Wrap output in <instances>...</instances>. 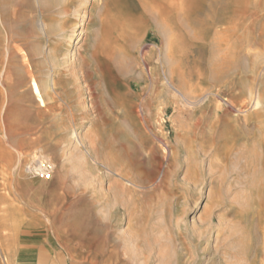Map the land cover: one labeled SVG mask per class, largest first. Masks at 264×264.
<instances>
[{
	"label": "rangeland",
	"instance_id": "rangeland-1",
	"mask_svg": "<svg viewBox=\"0 0 264 264\" xmlns=\"http://www.w3.org/2000/svg\"><path fill=\"white\" fill-rule=\"evenodd\" d=\"M83 2L0 0V264H264V105L254 88L232 112L245 136L208 133L195 116L224 95L192 101L177 73L186 50L188 75L207 65L220 22L264 67V0H203L171 27L147 0H90L68 53Z\"/></svg>",
	"mask_w": 264,
	"mask_h": 264
},
{
	"label": "bare ground",
	"instance_id": "bare-ground-1",
	"mask_svg": "<svg viewBox=\"0 0 264 264\" xmlns=\"http://www.w3.org/2000/svg\"><path fill=\"white\" fill-rule=\"evenodd\" d=\"M201 1H203V0H147V19H148L149 15L155 14L158 16L161 23H164V25L171 27L173 24H175L174 21L178 15L185 17L188 15H192L193 13H195V11H197V9H200L201 7H199L200 5H198V4ZM89 5H90V0H85V2L82 3V5L80 7V11L75 18V22L73 23V26H72L69 34L67 35L66 42L68 43V47H69L68 53L72 52L74 49V42L76 41L77 34L80 31L84 21L87 19V8ZM201 9H203V8H201ZM206 9H207V7H206ZM185 11H188L189 13H184ZM197 17H198V15H197ZM147 23H148V20H147ZM213 32H214L213 34H215L216 37H215V40H213L212 45H208V49H207L208 57H207V61L205 62V63H207V65L206 66L203 65L204 66L203 68L200 67V68L196 69L194 74L188 75L187 71H186L187 70L186 64L189 62V56H190V53H192V51L186 50L184 52V55H182L183 58L180 61V66H178L179 72H177V73H180V75H181L180 77L184 80V87H183L184 90H187L192 95H194V97H192L193 99H190L192 101L194 100V98H196V96L199 94L198 92L206 84H210L214 89H216L217 95H220V96L224 95V105H220V104L215 105V103H217V102L219 103V101L215 102L214 103L215 109H214L213 113L211 111H209V109H206L208 106H205L206 108L204 107L203 109L199 110V113L196 114V116H195L196 117L195 121H194L195 127H200L206 120H208V121L212 120L211 123L205 125V129L208 131V133L210 131L214 130L216 127H219L221 124H223L225 129L227 130L228 134L233 135V137H234V135L245 136V132L239 130L237 128V125H235V122L232 120L233 119L232 112L235 111V109H237V108H243L247 105V102L249 100V96L251 98V95L253 94L254 88H256V91H257L256 98H258V100L256 101V104L260 103V104L264 105V69H263L264 67L259 66L260 64L258 65L257 60H252L251 62H249L247 64V62L245 60L246 58L243 59L241 56H239V54L242 51V48L240 46H237L234 42H232L233 36H235V34L233 33V29L231 28V26H223V22H220V24L218 23V25H216L213 28ZM171 34H173V33H171ZM171 34L169 37L172 36ZM205 34H203V36L200 37V39L202 40L203 43H205L204 41H206ZM263 36H264V34L260 32L259 39L262 41H263L262 38H264ZM173 38L175 39V37H173ZM173 38L171 40H173ZM212 39L213 38H211V40ZM259 43H261V41ZM173 44L174 43H172V45ZM180 51H182V50H180ZM4 62H5V60H4ZM262 62H264L263 59H262ZM262 62L259 61V63H262ZM33 63H35V62H33ZM7 65H8V61H7ZM9 73H10L9 67L7 66V68H5V70H4V76L5 77L2 76V78L0 80L1 87L3 85L4 91L7 93V96H8V93L14 94V92H15V89L13 88L14 83L12 82V78H8ZM171 74H170V76H172ZM170 79H172V78H170ZM34 80H36L38 82L41 81V79H34ZM52 81L54 83L53 85L55 86L54 80H52ZM22 82L20 84H22ZM30 83H31V81H29V84ZM184 90H182V91L185 92ZM44 92H45V98H52L53 97V95H52L53 92L49 91V87L44 88ZM55 95H57V97L62 99V100L66 96L65 92L63 90L61 93H59V92L55 93ZM214 95H216V94H214ZM171 96H173V95H171ZM43 101H45V100H44V98H41V97L34 99V104L36 105V107H33L34 112L39 111V105ZM45 105H48V104H45ZM67 107H68L67 110L70 111L71 107L69 106L68 103H67ZM12 108H13V103H11V101H9L8 111H7L8 116H9V112L12 110ZM44 108H43L44 109L43 113L46 114L50 110V108H49V106H46ZM2 113H3V111H2ZM70 114L71 113H69V115ZM184 114H186V113H184ZM8 116H6V119L4 121L5 132H6L5 137L7 136L9 129H11L9 127V124H8V122H9ZM257 120L259 122L258 123L259 126H257L258 130L260 132H264V107H262L261 111L257 112ZM19 130H20V128L18 130H16L14 133H18ZM234 143H235L234 146L237 149L236 153L237 154L241 153L240 157H241V159H243L244 158L243 154L246 155L248 152V149L245 148V150H242L241 149L242 146L240 144H237L236 142H234ZM263 148H264V143H263ZM115 193L117 194V192H115ZM53 228H54V225H53ZM203 232L204 231H201V234H203ZM128 236H130V235H128ZM243 253H244V251H243ZM243 253H242V255L245 256V254H243ZM257 253H258V250L255 251V255Z\"/></svg>",
	"mask_w": 264,
	"mask_h": 264
}]
</instances>
